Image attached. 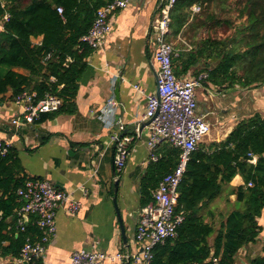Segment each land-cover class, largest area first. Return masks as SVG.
<instances>
[{
    "label": "crops",
    "instance_id": "obj_1",
    "mask_svg": "<svg viewBox=\"0 0 264 264\" xmlns=\"http://www.w3.org/2000/svg\"><path fill=\"white\" fill-rule=\"evenodd\" d=\"M159 5L160 0H128L125 8L112 14V31L105 36L102 48L93 50L88 57L87 70L72 106L42 114L36 122L35 126L46 130L41 139L34 126H12L19 106L11 92L0 96V141H12L22 168L18 177L25 181L30 178L48 180L81 203L76 215L69 214L68 204L57 210V234L49 242L46 257L40 264H71L72 253L83 249L125 256L102 264H143L134 261V256L143 250L137 234L140 211L153 202L154 190L160 183L155 164L174 148L168 142L161 143L155 150L158 160L153 161L148 148L149 125L139 131L140 124L146 121L148 97L156 94L158 87V64L154 61L157 39L152 28ZM2 30L0 22V32ZM171 33L168 41L174 48L185 45L192 49V41L199 37L192 33L190 41L182 37L170 41ZM34 41L40 43L42 37ZM178 49H175L176 58L184 51ZM15 71L27 74L22 69ZM194 72L189 70L177 75L198 76ZM208 78L209 75L197 90L198 113L212 126L211 132L198 144V149L203 150L225 142L243 119L258 116L264 120V84L219 86L209 82ZM111 97L118 103L114 124L122 122L128 129L126 136L132 138V150L127 167L119 177L117 194L114 182L116 153L109 141L111 134L120 129L118 126L106 127L99 119ZM175 149L179 152V160L180 150ZM257 156L254 162L247 159L248 164L256 166L264 153ZM249 183L244 174L237 173L224 185L220 195L201 211L204 221L218 232L222 221L237 208L234 189L253 187ZM115 196L120 216L113 202ZM18 201L22 203L20 198ZM19 210L17 220L13 216L2 219L0 214V264H18L22 245L28 238L21 222L25 227L30 225V237L37 239L39 236L36 217H21ZM257 220L261 227L257 242L243 247L235 257V264H248L250 259L264 255V210ZM213 240L211 237L209 242L212 244Z\"/></svg>",
    "mask_w": 264,
    "mask_h": 264
},
{
    "label": "trees",
    "instance_id": "obj_2",
    "mask_svg": "<svg viewBox=\"0 0 264 264\" xmlns=\"http://www.w3.org/2000/svg\"><path fill=\"white\" fill-rule=\"evenodd\" d=\"M4 1V7L0 4V96L11 92L14 98L30 91L41 98L52 93L64 101L60 110L72 106L94 50L81 39L90 31L97 11L114 0ZM58 7L64 9L63 15ZM231 12L236 14L235 20L227 18ZM7 14L9 20L5 21ZM171 18L170 41L179 37L190 40L200 29L206 34L192 41V49L176 47L184 50L174 59L176 74L206 72L208 81L219 86L264 84V0H177ZM223 28L233 33L219 36ZM40 37L42 41L36 43ZM249 153H264V120L258 116L243 119L225 142L193 153L179 186L177 211H183L186 219L176 238L155 247L152 264H235L238 252L257 242L261 231L257 219L264 210V157L253 166L247 162ZM18 158L13 148L5 156L0 154L2 219L13 216L17 220L23 204L17 194L25 183L18 177L22 173ZM178 158L175 148L160 158L155 164L158 182L177 167ZM237 173L244 174L253 187L234 189L237 208L217 232L204 221L201 211ZM29 228L27 225L26 238ZM248 264H264V255Z\"/></svg>",
    "mask_w": 264,
    "mask_h": 264
},
{
    "label": "built area",
    "instance_id": "obj_3",
    "mask_svg": "<svg viewBox=\"0 0 264 264\" xmlns=\"http://www.w3.org/2000/svg\"><path fill=\"white\" fill-rule=\"evenodd\" d=\"M176 1L165 0L153 21L152 31L157 39L154 61L158 64V87L157 93L148 97L144 117L146 120H152L148 140L152 160H158L155 150L163 142L179 149L180 159L177 167L168 173L154 190L153 202L140 211L137 234L139 241L143 243V250L134 256V261L143 264H152L157 245L177 237L178 228L185 220V214L177 211L179 186L199 142L212 130L206 117L198 113L197 100V90L208 75L179 77L175 72L174 59L178 54L168 37L171 33V12ZM0 4L4 7L5 1L0 0ZM127 4L128 0H114L101 7L90 31L81 42L94 50L102 48L105 36L112 31V14L125 8ZM57 11L61 15L64 13L62 7H58ZM4 20H9V14ZM1 25L3 28L2 22ZM15 103L20 109L11 121L15 128L25 124L34 126L42 114L57 112L64 105L63 99L57 95L46 93L39 98L36 92L30 91L16 95ZM117 104L113 97L109 98L99 114V119L106 127L118 126L120 129L119 132L111 134L109 141V145L115 149V171L120 177L127 167L132 138L126 136L127 129L122 122L117 121L114 124ZM12 144V141H0V154L7 155ZM257 157L256 154L249 153L248 161L254 162ZM249 185L252 186L253 183L250 182ZM17 194L23 203L19 215H34L40 232L36 240L30 237L26 239L18 264H40L46 257L49 242L57 234V210L68 204L69 214L76 215L81 209V203L73 200L67 192L57 189L50 181L41 179H27ZM21 228L26 230L23 222ZM123 258L125 256L122 254L110 255L83 249L73 252L70 260L71 264H102L106 260Z\"/></svg>",
    "mask_w": 264,
    "mask_h": 264
},
{
    "label": "water",
    "instance_id": "obj_4",
    "mask_svg": "<svg viewBox=\"0 0 264 264\" xmlns=\"http://www.w3.org/2000/svg\"><path fill=\"white\" fill-rule=\"evenodd\" d=\"M164 2H165V0H160L159 8L163 5ZM151 122H152V120L150 119V120H146L145 122L141 123L139 131L142 130L145 125H150ZM34 127L40 132V137L39 138L41 139V137H43L44 134L46 133V130H44L43 128L37 127L35 125H34ZM126 133H128V129L126 130L125 134ZM114 177H115V180H114V182H115V193L117 194L120 180H119V176H117L116 171H115V176ZM113 202L116 205V208H117V211H118V215L120 216L121 214L119 212V208H118V204H117V196L114 197Z\"/></svg>",
    "mask_w": 264,
    "mask_h": 264
},
{
    "label": "rangeland",
    "instance_id": "obj_5",
    "mask_svg": "<svg viewBox=\"0 0 264 264\" xmlns=\"http://www.w3.org/2000/svg\"><path fill=\"white\" fill-rule=\"evenodd\" d=\"M201 19H204V17H200ZM228 19H232V20H235L236 19V14H234V13H230V15H228V17H227ZM233 32H232V30H229V29H227V28H223V29H220L219 31H218V34H219V36H223V37H225V36H227V35H229V34H232ZM205 34V32L203 33L202 32V29H200L198 32H197V35L199 36V37H202L203 35ZM214 35L216 34V33H213ZM206 35V34H205ZM172 41V40H171ZM190 41V40H189ZM174 43V42H173Z\"/></svg>",
    "mask_w": 264,
    "mask_h": 264
}]
</instances>
